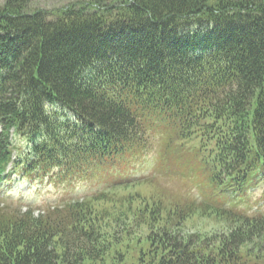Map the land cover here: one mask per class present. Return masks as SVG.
Returning a JSON list of instances; mask_svg holds the SVG:
<instances>
[{"label":"trees","instance_id":"trees-1","mask_svg":"<svg viewBox=\"0 0 264 264\" xmlns=\"http://www.w3.org/2000/svg\"><path fill=\"white\" fill-rule=\"evenodd\" d=\"M32 1L0 6V264H264L231 204L264 181V0ZM156 138L200 197L133 177ZM13 174L106 188L35 213Z\"/></svg>","mask_w":264,"mask_h":264},{"label":"rangeland","instance_id":"rangeland-1","mask_svg":"<svg viewBox=\"0 0 264 264\" xmlns=\"http://www.w3.org/2000/svg\"><path fill=\"white\" fill-rule=\"evenodd\" d=\"M77 0H33L31 2V9H55L60 8L65 5H68ZM88 1V0H83ZM5 0H0V6L4 4ZM153 145V151L150 158L138 161L136 166L133 169V173L137 177H158L161 184L170 188L171 191L179 195L187 196L189 194H198L199 191L194 186L193 179L188 175V170L177 173V171L167 172L164 166H159V162L155 158L158 154L161 153V142L159 139H153L151 142ZM154 156V157H153ZM183 158V156H182ZM15 179H18L17 176H14ZM76 180L69 182H62L61 184L54 185L51 182H47L46 186L40 184L38 190L33 189L32 191L24 194L27 189H29V182L26 180L21 184L16 181L11 185H8L10 192L15 194L7 196V201L12 203L14 206H17L18 203L22 204L23 210L27 209L28 206H34L36 209L35 213H39L40 209L46 208L49 204H55L63 202L64 200H70L71 198L85 197L88 195H93V193L106 188L103 183H98V181H85V182H76ZM7 187V186H6ZM24 195L21 200L18 196L19 193ZM18 200H17V199ZM242 207L249 212L250 214H255L258 212L264 211V181L261 182L258 186L254 188L252 193L249 196V199H246L244 202H241ZM214 224H211V221L201 219L198 223V227L194 228L195 230L199 229L202 231H219ZM187 230H192L187 228Z\"/></svg>","mask_w":264,"mask_h":264}]
</instances>
